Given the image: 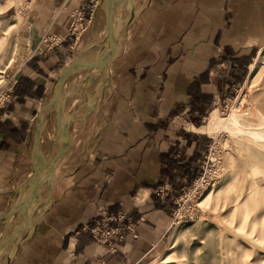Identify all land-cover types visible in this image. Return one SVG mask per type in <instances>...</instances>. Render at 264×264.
Wrapping results in <instances>:
<instances>
[{
	"label": "crops",
	"instance_id": "0c3cea01",
	"mask_svg": "<svg viewBox=\"0 0 264 264\" xmlns=\"http://www.w3.org/2000/svg\"><path fill=\"white\" fill-rule=\"evenodd\" d=\"M129 2L139 11L124 46L119 48L123 33L114 40L107 71L73 70L62 88L70 146L52 181L38 188L28 227L12 242L23 220L20 213L10 219L0 264H155L166 249L175 196L198 179L210 144L192 119L202 123L244 83L264 45V0H145L138 9ZM30 4L22 37L33 32L55 42L37 43L40 51L20 63L15 91L0 110V216L28 197L36 115L54 97L58 75L73 60L92 57L78 56L90 41L86 32L75 38L69 27L74 11L91 19L93 0ZM115 7L122 10L119 2L113 5L112 27L122 20V14L114 19ZM104 28L105 4L99 41ZM94 78L99 88L91 92L87 83ZM181 117L192 129L171 126ZM42 118L46 173L63 137L53 108ZM161 182L171 186L167 198L155 193ZM99 209L104 216L125 214L137 238L124 232L112 251L95 243L82 229L94 225ZM177 244L175 238L170 247Z\"/></svg>",
	"mask_w": 264,
	"mask_h": 264
},
{
	"label": "rangeland",
	"instance_id": "374dc122",
	"mask_svg": "<svg viewBox=\"0 0 264 264\" xmlns=\"http://www.w3.org/2000/svg\"><path fill=\"white\" fill-rule=\"evenodd\" d=\"M93 1L96 5L92 9L91 19L85 18L83 10H77L82 13L84 22L83 27L76 30L74 37L80 39L86 32L85 37L90 41L88 49L81 52L77 50L78 56L93 53L100 42L96 37L102 30L104 0ZM30 2L31 0H0V89L4 88L2 91H5L12 81L17 80L20 63L40 51H35L37 43L54 45L55 38L52 36L43 35L38 39L31 32L22 37L23 30H27L22 24L31 8ZM133 2L138 4V9L139 4L143 5L145 0ZM134 9V4L127 9L119 48L130 39L132 23L139 11L138 9L135 12ZM122 10L115 7L114 19H119ZM263 48L264 45L254 55L250 67L247 68L244 83L232 89V96L222 103H217L213 109L219 118L228 117L230 101L238 99ZM96 78L86 85L87 89L90 87L91 92L94 88H99ZM258 90L261 91L258 99L252 101L248 97L247 103L242 107L248 120L254 108L264 116L263 82ZM6 103L0 110L5 108ZM210 113L203 119L200 129L201 132L207 133L205 137L210 138V144L201 161V173L175 200L168 244L155 264H163V260L167 264H264V148L252 139L240 138L226 130L209 131L206 126ZM217 120L219 121L216 119V122ZM171 126L192 129V126L183 122L182 117L175 118ZM249 127L256 129L251 125ZM254 182H257V185ZM170 189L168 187V191ZM175 238L178 244L172 249L171 242Z\"/></svg>",
	"mask_w": 264,
	"mask_h": 264
},
{
	"label": "water",
	"instance_id": "95a60500",
	"mask_svg": "<svg viewBox=\"0 0 264 264\" xmlns=\"http://www.w3.org/2000/svg\"><path fill=\"white\" fill-rule=\"evenodd\" d=\"M128 2L129 0H105V22H106V34L109 44V51L106 54L103 59L96 63H81L76 60H73L59 75L56 83V89L54 93V97L49 101L47 104H45L37 113L36 120V130L34 134L33 139V147L31 152V159L33 164V175L31 179L28 181V183L31 185V189L29 192V195L26 199H24L21 203L15 205L12 209H10L8 212L0 216V221H3V230L0 237V252L2 248L9 242H12L15 238V236L21 231L25 230L28 227L29 224V218H28V209L30 205L35 201L37 190L40 187V185L43 183V181L47 178H51L54 173L55 164L62 158V156L66 153L68 147L70 146L71 138L68 132L67 123H64L62 121V102H61V94H62V88L66 82V80L72 76L73 70H86L90 71L92 69L99 68L100 66H104L105 68L108 67L109 62L114 58L116 53V44L113 37V29H112V6L115 3L118 2ZM53 108L55 110V126L57 131L62 135L63 141L59 145L58 150L56 154L53 156L50 167L46 171L44 178L40 179V176L44 170V163L42 156L40 154L39 149V142L40 137L43 131V118L42 114L44 111ZM20 213L22 220H23V226L21 229H18L16 231H13L12 235L9 237L8 241L5 240L6 234H7V227L10 219Z\"/></svg>",
	"mask_w": 264,
	"mask_h": 264
},
{
	"label": "bare ground",
	"instance_id": "6f19581e",
	"mask_svg": "<svg viewBox=\"0 0 264 264\" xmlns=\"http://www.w3.org/2000/svg\"><path fill=\"white\" fill-rule=\"evenodd\" d=\"M119 4L122 5L123 7L122 20L120 22V25H118L117 27H112L114 40L117 38V36L124 33V27L127 18V9L131 7L129 1L128 2L122 1L119 2ZM112 16H113V6H112L111 18ZM86 49H88V47ZM108 51H109V44L106 34V22H105L104 33L101 37L97 49L90 55L92 57H90V60L87 62V64L96 63L100 61L101 59H103V57L106 56ZM103 68L104 71L106 72L107 68H105L104 66ZM92 70L96 73H100L101 67ZM262 82L264 83V48L258 54L255 63L251 69V73L248 76V79L243 87V90L240 92L238 99H236L235 101H230L231 108L228 117L219 118L216 115V112L212 111L209 115L208 118L209 122L206 128L209 131H213V132L226 130L228 132L237 134L240 138L247 137L249 139L254 140L257 143L262 144V147L264 148V116L257 108H254L252 111V116L248 120L246 118V115L243 113V109H242L243 105L247 103L248 97L251 98L252 101H255L261 95L260 94L261 91H259L258 89L261 86ZM216 119H219V121L217 120L216 122ZM250 125L252 127L253 126L256 127V129L249 127ZM57 168L58 166L56 165L54 169L53 177L56 175L55 171ZM44 175L45 173L42 172L40 179H43ZM53 177L45 179L43 183L46 182L45 184L48 185L49 184L48 181H52ZM254 184L257 185V182H254ZM30 189H31V185L29 188V192ZM31 210H32V206L30 205L28 211Z\"/></svg>",
	"mask_w": 264,
	"mask_h": 264
},
{
	"label": "built area",
	"instance_id": "2783aa9c",
	"mask_svg": "<svg viewBox=\"0 0 264 264\" xmlns=\"http://www.w3.org/2000/svg\"><path fill=\"white\" fill-rule=\"evenodd\" d=\"M71 18L72 22L69 32L74 35L77 29H81L83 27L84 19L82 13L77 11L72 13ZM16 83L17 80L15 79L8 85V88L5 91H2L4 88L1 87L0 108H2L3 105L12 97L13 89ZM168 187L171 188V186L166 183L156 187V195L165 198L170 191H168ZM102 211L103 209L98 210V219L92 227H85L82 229V231L88 232L91 235L95 243L106 245L108 249L112 251V242L124 240V232L131 234L134 239L137 238V233L135 232L133 224L125 214L118 213L113 216H104L101 213Z\"/></svg>",
	"mask_w": 264,
	"mask_h": 264
},
{
	"label": "trees",
	"instance_id": "16d2710c",
	"mask_svg": "<svg viewBox=\"0 0 264 264\" xmlns=\"http://www.w3.org/2000/svg\"><path fill=\"white\" fill-rule=\"evenodd\" d=\"M16 85H17V83H16ZM16 85L14 86V89H13V93H14V91H15V88H16ZM192 123L196 126V127H198V126H200L201 125V119L200 118H198V119H192ZM164 183L163 182H161L159 185H157V187L158 186H160V185H163ZM171 184V183H170ZM172 185V184H171ZM172 187H173V185H172ZM190 186H186L185 188L187 189V188H189ZM182 193V190H180L178 193H177V195L175 196V198L177 199L179 196H180V194ZM168 197V195L165 197V198H167Z\"/></svg>",
	"mask_w": 264,
	"mask_h": 264
}]
</instances>
